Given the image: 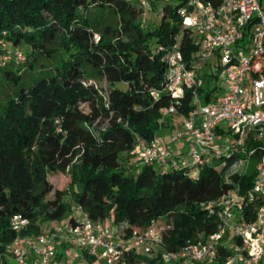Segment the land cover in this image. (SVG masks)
I'll return each mask as SVG.
<instances>
[{
    "label": "trees",
    "instance_id": "16d2710c",
    "mask_svg": "<svg viewBox=\"0 0 264 264\" xmlns=\"http://www.w3.org/2000/svg\"><path fill=\"white\" fill-rule=\"evenodd\" d=\"M184 3H166L159 23L148 27L137 0H0V254L17 234L15 213L31 219L24 232H39L44 221L64 219L73 203L93 219L112 218L124 235L165 216L171 225L165 245L177 247L217 228L218 217L202 200L252 185L264 140L248 142L256 146L249 157L229 147L197 174L187 166L127 164L136 135L150 139L170 120L160 124L173 99L163 88L166 63L158 46L181 34L187 58L198 49L179 11ZM17 47L23 56L14 54ZM216 77H205V102L218 88L210 83ZM91 79H106L107 92ZM192 107L188 88L179 113ZM99 120L105 126L95 127ZM242 156L254 165L228 174ZM220 247L222 261L230 250ZM146 257L163 263L160 253Z\"/></svg>",
    "mask_w": 264,
    "mask_h": 264
},
{
    "label": "built area",
    "instance_id": "2783aa9c",
    "mask_svg": "<svg viewBox=\"0 0 264 264\" xmlns=\"http://www.w3.org/2000/svg\"><path fill=\"white\" fill-rule=\"evenodd\" d=\"M137 1L144 8L149 5L148 0ZM179 11L192 29L198 49L187 58L181 34L170 45L158 46L164 50L166 63L163 88L173 99L162 108L160 122L178 113L179 126L171 140L184 142L188 150L175 155L156 132L150 139L137 134L131 153L143 164L187 166L197 174L229 147L249 157L256 146L248 142L264 140V9L259 0H185ZM95 37H99L98 32ZM14 54L21 57L23 50L17 47ZM9 57L2 56L4 60ZM211 73H216V80L224 82L226 88L219 93L216 83L218 88L205 102L200 89ZM188 88L192 90L193 107L179 113ZM151 92L156 97L159 89ZM256 170L250 187L243 189L237 184L201 201L208 214L218 217L217 228L204 239L167 247L164 231L170 223L161 228L153 219L145 230L134 228L124 235L113 223L93 219L78 205L80 215L73 221L47 225L39 232H24L31 219L15 213L11 225L17 234L6 253L13 264H29L32 253L42 264H84L83 260L71 263L58 256L56 239L64 237L85 248L98 264H131L140 255L158 253L162 264H264V152ZM221 244L230 250L222 261ZM6 253L0 254V264H5Z\"/></svg>",
    "mask_w": 264,
    "mask_h": 264
},
{
    "label": "rangeland",
    "instance_id": "374dc122",
    "mask_svg": "<svg viewBox=\"0 0 264 264\" xmlns=\"http://www.w3.org/2000/svg\"><path fill=\"white\" fill-rule=\"evenodd\" d=\"M148 1H149V5L145 8H143V12L141 13V15L139 17V20L145 26L153 27L157 23H159V21L162 17L163 6L166 3L171 4V5H176L181 0H148ZM259 1H260L261 5L264 9V0H259ZM104 14L107 15L108 17L111 16L110 13H108L107 11ZM207 69H209V67H204L203 70H207ZM91 81H93V83H95L103 93L107 92V90L109 88V83L106 79H91ZM210 83L212 86H214L216 83L219 84V86H220L218 89L219 93H222L225 91L226 85L224 82L217 81L216 79H212ZM176 116H178V115L177 114L170 115L169 116L170 120L164 124L163 123L161 124V122H160L161 125L157 129L156 132H158V134L162 138H164V140L168 143L169 146H173V148H174L173 152L175 155H181L185 151H187L188 148L186 146H180L179 147L180 149L178 150L177 146H178L179 142L171 140L172 135L174 134V132L176 131V129L179 126V121L176 122L174 120L176 123H174L173 126H167V124L172 121V117L175 118ZM105 124H106L105 120H99V121H96L94 123V126L98 128L101 126H105ZM129 159H130L129 162L127 163L129 168L135 169L137 166L136 165L137 162L135 161V156H132ZM253 165H254L253 158L247 159V157L245 158L244 156H242V157H240L238 163H236L235 166H233L229 170L228 174L236 171L237 169L242 170V169H244V166H248L249 168H251ZM68 197H69V200H71V197L70 196H68ZM73 205H75V203H73ZM69 217H70V211H68L66 213L65 218H69ZM156 220H157V222L161 228H164L168 223V220L166 219L165 216H159L158 218H156ZM106 221H107V219H106ZM146 255H148V254H143L142 256H140L139 260H137V262L135 264H156V263L152 262L149 258H147L148 256L146 257ZM149 255L152 257L151 254H149ZM72 258L76 259L75 257H72Z\"/></svg>",
    "mask_w": 264,
    "mask_h": 264
},
{
    "label": "crops",
    "instance_id": "0c3cea01",
    "mask_svg": "<svg viewBox=\"0 0 264 264\" xmlns=\"http://www.w3.org/2000/svg\"><path fill=\"white\" fill-rule=\"evenodd\" d=\"M180 120V116H176L175 118L172 117V121L169 122V124L167 126H173L174 123H176ZM168 144V143H167ZM180 146H186L184 142H179L178 143V150L180 149ZM172 151L174 150L173 146H170ZM182 148V147H181ZM174 153V152H173ZM139 162V160H137ZM73 202V201H72ZM70 215L73 216H78L80 215V209L78 208V204L75 203V205H72V210ZM69 218H64L61 220H54V221H44L42 223V227L41 229H43L44 227H46L47 225H55L58 223H65L68 222ZM107 222L109 223H113L112 218H107ZM56 245H57V251H58V256L60 258H64L68 261H70L71 263H75L78 260H83L84 264H98V260L96 259V257L90 255L87 250L83 247H80L76 244H73L69 241H67L64 237H58L56 239ZM75 257L76 259L72 258ZM93 257V260H90V258ZM74 259V260H73ZM4 263L5 264H13V259L11 258L10 254L6 253L4 255ZM29 264H42L40 262V260L32 253L29 257ZM51 264H55V262L51 263Z\"/></svg>",
    "mask_w": 264,
    "mask_h": 264
}]
</instances>
